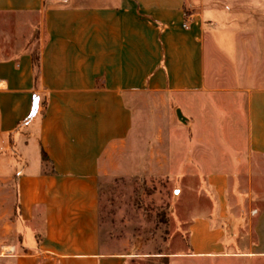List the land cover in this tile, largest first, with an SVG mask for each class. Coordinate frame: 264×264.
Here are the masks:
<instances>
[{"label":"crops","instance_id":"1","mask_svg":"<svg viewBox=\"0 0 264 264\" xmlns=\"http://www.w3.org/2000/svg\"><path fill=\"white\" fill-rule=\"evenodd\" d=\"M211 1L0 0V264H134L100 185L136 178L175 186L165 264H264V0Z\"/></svg>","mask_w":264,"mask_h":264},{"label":"rangeland","instance_id":"2","mask_svg":"<svg viewBox=\"0 0 264 264\" xmlns=\"http://www.w3.org/2000/svg\"><path fill=\"white\" fill-rule=\"evenodd\" d=\"M197 1V0H196ZM231 0H212L215 6L228 7ZM244 2V1H243ZM249 175L244 177V200L251 201L253 211L264 197V176L253 180L249 192ZM101 190V237L103 241L124 243L125 249L140 259L134 264H165L162 259L171 250L181 249L185 229L171 211L175 186L164 179L136 178L103 181Z\"/></svg>","mask_w":264,"mask_h":264},{"label":"water","instance_id":"3","mask_svg":"<svg viewBox=\"0 0 264 264\" xmlns=\"http://www.w3.org/2000/svg\"><path fill=\"white\" fill-rule=\"evenodd\" d=\"M178 117H179V119H180L181 121H184V119H183L182 114H181L180 111H178Z\"/></svg>","mask_w":264,"mask_h":264},{"label":"built area","instance_id":"4","mask_svg":"<svg viewBox=\"0 0 264 264\" xmlns=\"http://www.w3.org/2000/svg\"><path fill=\"white\" fill-rule=\"evenodd\" d=\"M253 214H256V211H255V212H253Z\"/></svg>","mask_w":264,"mask_h":264},{"label":"trees","instance_id":"5","mask_svg":"<svg viewBox=\"0 0 264 264\" xmlns=\"http://www.w3.org/2000/svg\"><path fill=\"white\" fill-rule=\"evenodd\" d=\"M37 60V59H36Z\"/></svg>","mask_w":264,"mask_h":264}]
</instances>
